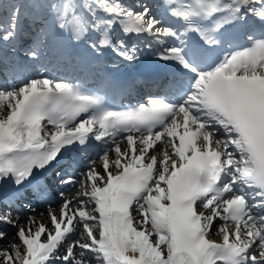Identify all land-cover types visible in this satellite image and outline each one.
<instances>
[{"label":"bare ground","instance_id":"6f19581e","mask_svg":"<svg viewBox=\"0 0 264 264\" xmlns=\"http://www.w3.org/2000/svg\"><path fill=\"white\" fill-rule=\"evenodd\" d=\"M3 0H0V3H2ZM104 18H107L108 16L106 15H103ZM60 27H64V24H60ZM6 34H8V32H4ZM13 36H15V33H13ZM4 129V126H2L0 128V130ZM9 133L11 132V130L9 129L8 130ZM21 136L19 135V131L16 129L14 131H12L8 136H7V133H0V156H2L3 154L7 153L10 149H12L13 147L17 148V149H24L21 145H20V142H19V138ZM124 142H120L119 145H120V148H123L124 147ZM226 145V144H224ZM5 150V151H3ZM168 149L166 148V146L163 144L161 145L155 152L157 151H163V156H166V154L168 153L167 151ZM114 150L113 149H110L107 153H104L106 154V159H109L111 156H115V153L113 152ZM93 162V165H95V167L97 168L98 167V163L96 161H92ZM159 164V163H158ZM162 165V164H160ZM95 170H98V169H95ZM9 173H5L4 175L0 173V180H5L7 175ZM90 200H92L91 198H87L86 200H84V202H89ZM76 202L77 200H74V201H70L67 205H65L66 208L68 207H71V206H76ZM94 205H89L88 208H85L86 210H89V209H95V207H93ZM6 229V235H5V238L9 241H12L14 244H20L21 241L19 240V238L16 236V233L14 231L13 228H5ZM38 232V230L36 231V233ZM7 240L5 241H0V264H9V259H12V262L11 264H15L17 262V259L13 254H11L10 252V249L7 248V251H8V255H6V252H5V248H6V242ZM159 246L165 250L167 252V256H166V259L168 262H166L165 264H187L186 263V260L182 257V258H179V259H176L174 256H172L170 254V250L167 248V245H166V242L164 240H161L160 243H159ZM73 252H77V247L75 246L73 248ZM153 252V250H150V254ZM25 253L26 255H29V252L25 250ZM136 255L137 253L135 251H128L126 252V257H125V260L124 262L127 263V264H134L135 263V259H136Z\"/></svg>","mask_w":264,"mask_h":264},{"label":"rangeland","instance_id":"374dc122","mask_svg":"<svg viewBox=\"0 0 264 264\" xmlns=\"http://www.w3.org/2000/svg\"><path fill=\"white\" fill-rule=\"evenodd\" d=\"M78 203H81L80 201L78 202ZM14 229V228H13ZM14 231H15V229H14ZM3 233V235H4V232H2ZM16 234H17V237H18V231L16 230ZM5 236V235H4ZM4 238V237H3ZM20 240V239H19ZM21 241V240H20ZM20 249L21 248H23V246L21 245L20 247H19ZM7 251V250H6ZM17 252V250H14V255H15V253ZM11 262H12V259H9V264H11Z\"/></svg>","mask_w":264,"mask_h":264}]
</instances>
